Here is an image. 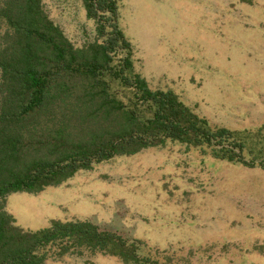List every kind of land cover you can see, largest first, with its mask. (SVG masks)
Wrapping results in <instances>:
<instances>
[{"label":"rangeland","instance_id":"rangeland-1","mask_svg":"<svg viewBox=\"0 0 264 264\" xmlns=\"http://www.w3.org/2000/svg\"><path fill=\"white\" fill-rule=\"evenodd\" d=\"M77 47L96 23L84 0H43ZM135 70L172 89L213 126L264 122V0H119ZM5 209L25 229L89 220L138 240L163 264H264V168L217 159L180 142L117 155ZM46 264H128L103 253Z\"/></svg>","mask_w":264,"mask_h":264},{"label":"trees","instance_id":"trees-1","mask_svg":"<svg viewBox=\"0 0 264 264\" xmlns=\"http://www.w3.org/2000/svg\"><path fill=\"white\" fill-rule=\"evenodd\" d=\"M84 4L97 37L77 47L43 0H0V264L87 252L163 264L138 240L89 220L25 229L5 209L11 193H37L96 163L169 142L264 168V122L213 126L172 89L152 88L135 70L119 0Z\"/></svg>","mask_w":264,"mask_h":264}]
</instances>
